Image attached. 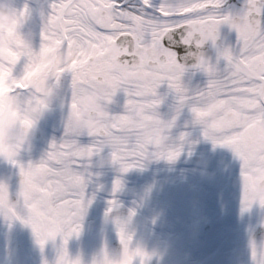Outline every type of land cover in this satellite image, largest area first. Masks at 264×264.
<instances>
[{
  "label": "snow or ice",
  "instance_id": "obj_1",
  "mask_svg": "<svg viewBox=\"0 0 264 264\" xmlns=\"http://www.w3.org/2000/svg\"><path fill=\"white\" fill-rule=\"evenodd\" d=\"M99 3L102 11L98 15L81 14L66 19L62 15L65 0H52L38 50L19 31L27 14L25 6L18 19L19 44L12 60L0 67V78L7 90L29 93L27 76L34 68H49L57 84L64 73L70 72L73 91L69 109L74 107L78 95L105 82V76L111 87L116 92L122 91L125 97L121 111H110L107 120L87 131L74 129L66 119L64 134L49 142L46 154L39 160L8 161L18 168L17 196L27 215H20L15 202L4 215L29 224L41 247L57 234L62 235L66 245L69 236L80 232V221L87 207L86 179L93 175L83 167L88 153H103L108 148L111 162L119 164L121 172L142 166V135L129 117L138 107L158 112L162 103L158 87L162 83L166 82L175 93L177 111L190 102L195 121L204 126L203 135L234 151L241 161V174L253 167L264 168V2L247 0L244 10L235 15L215 12L222 0H185L184 10L168 13L161 10V0H99ZM225 23L236 30L238 49L235 53L230 47L220 50L227 65L217 76L216 66L202 52L190 49L193 45L199 49L209 39L215 43L219 26ZM189 56L195 57L192 68L209 74L207 86L194 93H189L182 81L189 67ZM22 57L23 70L17 75L15 66ZM175 119L173 116L161 121L160 126L169 130ZM185 135L181 132L180 139ZM81 136H87L88 141L82 142ZM180 151V145L169 143L155 156L173 160ZM120 185L117 177L113 192ZM253 202L256 201L242 196L244 207H251ZM109 203L107 211L112 210L116 201ZM259 203L264 206V200ZM119 238L122 256L110 258L105 251L103 259L95 264H134L137 256L140 264H145L147 253L130 247L132 236L122 226ZM256 254L253 245V256ZM56 264H81V260L70 258L64 248Z\"/></svg>",
  "mask_w": 264,
  "mask_h": 264
},
{
  "label": "bare ground",
  "instance_id": "obj_2",
  "mask_svg": "<svg viewBox=\"0 0 264 264\" xmlns=\"http://www.w3.org/2000/svg\"><path fill=\"white\" fill-rule=\"evenodd\" d=\"M13 3L18 19L22 14L21 9L27 6V14L19 31L30 46L38 50L42 42L41 30L51 12L52 0H13ZM246 4L247 0H222L215 12L226 14L230 5H235L238 8L232 10V14H239ZM184 5L185 0H161V10L165 13L182 11ZM101 11L99 0H65L62 15L67 19L81 14L98 15ZM9 35L18 36L15 29L9 30ZM15 50L16 48L12 49L13 52ZM24 62L25 58L22 57L15 66L17 75L22 72ZM5 65L6 63L0 67ZM226 65L217 68V76L223 73ZM41 69L43 68H34L28 74L27 81ZM193 75L198 79L189 93L206 87L209 79V74L205 71L201 74L193 72ZM0 83L3 84L2 81ZM3 87L7 89L6 86ZM72 91L73 89L68 98L58 94L53 100L51 110H46L40 119L32 151L21 154L19 160H39L46 154L49 142L52 139L59 140L64 134ZM106 92L110 94V99L104 98L103 94ZM158 93L162 97V103L157 109L160 115L149 116V119H156L160 124L161 121L176 117L171 129L166 130L161 126V130L169 132L170 142L181 146L180 154L175 159L156 157L157 151L149 155L142 144V166L121 172L120 165L108 158V148L103 153L90 152L83 161L84 169L93 175L86 179L87 207L80 221V232L69 236L66 245L62 235L57 234L41 247L29 224L22 219L4 215L12 203L5 200L0 203V244L6 245L7 249L9 245H14L18 252L25 253V264H56L64 248L70 258L79 257L81 264H95L105 251L110 258L118 259L122 256L123 245L119 238V227L122 226L125 233L132 236L130 247L140 248L147 253L144 257L145 264H148L150 257L159 256L163 246L167 248L163 264H204L209 245L217 239L212 232L203 230L205 224L211 223L214 230L221 231H237L254 224L255 211L252 206H243L242 196L256 201L252 204L262 200L264 195L255 199L251 194L264 193V188L256 185V182L264 179V168L253 167L241 174V161L234 151L227 145L214 144L203 135L204 126L195 121L190 102H185L177 111L175 93L166 82L158 87ZM81 94L101 98L108 114L110 111L123 109L124 100L121 96L124 93L116 92L110 82H102L95 90ZM61 104L65 106L62 107ZM136 109L152 112L146 107ZM181 132L186 133L182 140ZM80 139L86 143L89 138L81 136ZM93 158L104 166L94 167L91 163ZM0 164L5 173L0 191L5 197H9L10 185L11 194L17 195L19 184L13 182V177L19 174L18 168L8 162ZM117 177L120 178L121 185L113 192V182ZM246 184L249 185L247 189L250 192L244 194L241 192V185ZM200 195L206 199L200 201ZM113 199L116 204L111 211H107L109 202ZM89 200L91 202L87 203ZM13 202L20 215L26 216L27 210L22 200L17 196ZM122 208L124 212L109 216L113 210ZM113 240L118 241L122 247L119 253L110 247ZM0 264H7L6 258H0ZM134 264H140L139 256L134 258Z\"/></svg>",
  "mask_w": 264,
  "mask_h": 264
},
{
  "label": "clouds",
  "instance_id": "obj_3",
  "mask_svg": "<svg viewBox=\"0 0 264 264\" xmlns=\"http://www.w3.org/2000/svg\"><path fill=\"white\" fill-rule=\"evenodd\" d=\"M15 8L13 0H0V65L13 58L12 49L18 46L19 37L9 35V30L15 29L17 32ZM34 62L39 63V59L34 58ZM50 71L49 68H43L27 81L31 93L26 90L9 91L0 83V163L32 151L40 119L46 110H51L52 102L58 95V84L52 79ZM103 96L111 98L107 92ZM108 115L101 98L80 94L75 100V106L68 109L66 119L74 129L87 131L107 120ZM159 115L156 111L136 109L129 117L140 131L149 155L171 143L169 134L161 130L159 122L149 119V116ZM91 163L97 168L104 166L95 158ZM251 195L259 199L264 193L253 192Z\"/></svg>",
  "mask_w": 264,
  "mask_h": 264
},
{
  "label": "flooded vegetation",
  "instance_id": "obj_4",
  "mask_svg": "<svg viewBox=\"0 0 264 264\" xmlns=\"http://www.w3.org/2000/svg\"><path fill=\"white\" fill-rule=\"evenodd\" d=\"M223 29L224 37L215 43L210 40L215 48L206 58L216 68L227 64L226 59L219 54L221 49L228 46L234 53L238 49L236 30L229 25ZM259 214V217L264 219V209L259 210ZM212 233L217 239L209 245L207 264H260L264 260V237L252 238L250 230H213ZM253 245L256 248V256H253ZM8 256L10 255L7 253H0V258ZM22 259L23 255L20 260Z\"/></svg>",
  "mask_w": 264,
  "mask_h": 264
},
{
  "label": "water",
  "instance_id": "obj_5",
  "mask_svg": "<svg viewBox=\"0 0 264 264\" xmlns=\"http://www.w3.org/2000/svg\"><path fill=\"white\" fill-rule=\"evenodd\" d=\"M190 51L197 52V51H199V49H197L195 46H192V48L190 49Z\"/></svg>",
  "mask_w": 264,
  "mask_h": 264
},
{
  "label": "rangeland",
  "instance_id": "obj_6",
  "mask_svg": "<svg viewBox=\"0 0 264 264\" xmlns=\"http://www.w3.org/2000/svg\"><path fill=\"white\" fill-rule=\"evenodd\" d=\"M63 80H64V84L62 85V87H64L67 84L66 77H64ZM59 87L61 88V85Z\"/></svg>",
  "mask_w": 264,
  "mask_h": 264
}]
</instances>
